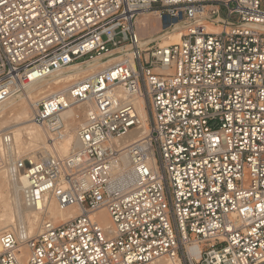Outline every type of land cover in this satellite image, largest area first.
I'll return each mask as SVG.
<instances>
[{
    "label": "built area",
    "instance_id": "obj_1",
    "mask_svg": "<svg viewBox=\"0 0 264 264\" xmlns=\"http://www.w3.org/2000/svg\"><path fill=\"white\" fill-rule=\"evenodd\" d=\"M152 11L164 31L181 26L179 43L138 36ZM111 53L119 60L33 110L54 144L63 112L81 106L65 156L17 157L0 134L9 176L39 215L22 239L0 234V264H264V0H0V105ZM144 122L145 137L121 146ZM51 201L81 213L50 219Z\"/></svg>",
    "mask_w": 264,
    "mask_h": 264
},
{
    "label": "bare ground",
    "instance_id": "obj_2",
    "mask_svg": "<svg viewBox=\"0 0 264 264\" xmlns=\"http://www.w3.org/2000/svg\"><path fill=\"white\" fill-rule=\"evenodd\" d=\"M150 15L155 16L157 13L156 11L142 13L137 18L136 29L140 25V20L148 18ZM209 30L212 32L220 31L219 28H211ZM179 31H183L181 26H176L170 33L159 36L163 39V43H161L162 41L158 42V45L167 46L179 43L183 35L182 33L179 34ZM149 36L151 35L149 34ZM146 41L157 40L149 38ZM117 60H119V56L111 53L82 64H75L47 79L26 84L24 93L1 104L0 134L6 132L11 134L12 150H9L11 151L10 154H16L18 157L31 152L33 156L37 157L36 155L39 153L45 155L47 152L49 154L56 152L60 156H65L74 146L75 132L78 125L74 115L76 110H81V106L69 108L63 112L61 117L66 125L67 132L62 141L54 144L49 142L47 132L32 121L33 110L36 109L40 100L55 92H66L70 86L75 85L93 73L106 69ZM134 101L141 118L145 120L146 114L142 101L139 98H135ZM147 132V125L144 122L142 128L134 130L124 137L120 145L124 146L132 141H139L145 137ZM7 153L0 143V234L12 232L19 239H22L27 231L32 232L37 226L39 215L24 205L22 198L23 182L10 178L8 167L2 160L3 157L6 158ZM119 170L120 173H129L130 162L127 155L122 158ZM45 213L50 219L65 221L78 216L81 213V209L70 207L59 210L56 203L51 201L47 203ZM96 219L100 222L103 229L109 228V219L104 211L98 212ZM20 242L19 253L23 254L26 252V247L22 240Z\"/></svg>",
    "mask_w": 264,
    "mask_h": 264
},
{
    "label": "rangeland",
    "instance_id": "obj_3",
    "mask_svg": "<svg viewBox=\"0 0 264 264\" xmlns=\"http://www.w3.org/2000/svg\"><path fill=\"white\" fill-rule=\"evenodd\" d=\"M219 15H220V17L222 19H228V21L230 23H236L237 22V16L236 15H232V16L228 17L227 9L225 7H223V6H220ZM171 31H173V30L164 31L162 29V26L160 24V20L158 18V15H155V16L154 15H150L148 18L141 19L140 20V25H139V27L137 29V33H138V35L140 36V38L142 40H147L149 38H154V39L157 40L156 41L157 43L161 42V41H162L161 43H163V39L160 38V37L166 35L167 33H170ZM180 33H182V31H179V34ZM149 34L151 36H149ZM85 59H87V58H85ZM81 60H84V59H81ZM28 155L29 156H33V154H31V152L23 154L22 156H28ZM36 156L38 157V154Z\"/></svg>",
    "mask_w": 264,
    "mask_h": 264
}]
</instances>
